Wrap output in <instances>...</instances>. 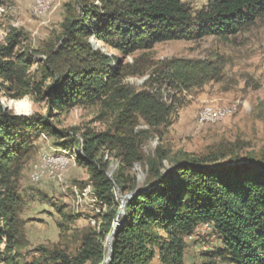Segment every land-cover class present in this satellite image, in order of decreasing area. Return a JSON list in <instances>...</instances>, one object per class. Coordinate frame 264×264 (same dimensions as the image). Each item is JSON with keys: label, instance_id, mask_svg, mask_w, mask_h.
I'll return each mask as SVG.
<instances>
[{"label": "trees", "instance_id": "obj_1", "mask_svg": "<svg viewBox=\"0 0 264 264\" xmlns=\"http://www.w3.org/2000/svg\"><path fill=\"white\" fill-rule=\"evenodd\" d=\"M65 10L61 34L44 51L41 83L32 82L35 59L17 50L21 36L16 31L0 46V79L9 84L8 95L22 99L36 93L48 107L47 118L27 119L7 114L0 104V264H103L105 242L120 210L114 187L122 195H139L119 216L109 264H186L187 239L204 226L220 235L222 248L216 256L222 264H264V154L241 158L227 147L202 156L180 154L172 158L165 176L163 163L169 153L159 147L146 161L149 183L138 190L133 169L144 162L140 138L148 132L137 129L143 123L153 129L168 127L176 108L168 107L157 94L123 85L125 78L142 75L153 66L147 55L133 64H126V58L169 42L236 37L264 18V0H207L196 11L182 0H74ZM93 37L120 53L117 69L92 47ZM154 74L152 82L184 90L203 88L219 77L211 64L177 60L158 64ZM100 105L116 110L108 130L87 131L84 145L76 138L60 145L82 148L83 154H76L78 163L88 162L94 189L111 211L98 232L75 237V253L39 246L34 249L37 256L27 261L24 251L29 241L21 219L26 204L18 182L32 147L28 139L43 130L52 137H69L52 128L53 115ZM109 146L119 154L113 181L106 177L110 164L99 159ZM58 212L65 220L59 224L61 230L68 231L75 218L59 208Z\"/></svg>", "mask_w": 264, "mask_h": 264}, {"label": "rangeland", "instance_id": "obj_2", "mask_svg": "<svg viewBox=\"0 0 264 264\" xmlns=\"http://www.w3.org/2000/svg\"><path fill=\"white\" fill-rule=\"evenodd\" d=\"M182 1L193 11L207 4V0ZM35 2L0 0V46L5 45L9 36L16 31L21 36L17 50L29 52L35 59L30 71L32 82L41 83V62L46 60L44 51L61 34V26L66 18L65 6L74 0H55L51 11L45 16L35 14ZM90 42L95 50H100L111 59V68L117 69L120 53L104 47L96 37L91 38ZM142 55H147L153 66L142 75L125 78L123 85L136 92L145 90L157 94L163 103L168 107L175 106L176 110L168 127L153 129L143 123L137 129L148 132L145 139L140 138L144 162L133 169L138 190H145L149 183L146 161L155 155L159 147L169 153V159L163 163L165 176L171 171L172 158L180 154L202 156L221 147L232 148L236 156L241 158L264 154V18L245 32L227 40L209 37L196 42L159 44L151 51L126 58L125 63L133 64ZM175 60L206 62L213 66L219 77L203 88L192 90L172 88L166 82L160 84L151 81L158 64H169ZM8 86L0 79V104L7 114L27 119L37 115L47 118L46 101H42L38 94L25 96L27 107L21 109L15 102L25 97L11 98ZM209 108H230L232 113L216 125H202L199 122L200 114ZM115 112L107 105H100L78 107L58 115L55 113L50 119L52 128L69 137H52L49 130L36 132L37 135L29 137L32 147L18 182L19 195L26 204L21 219L26 222L25 232L29 241V247L24 251L27 261L37 256L34 249L39 246L75 253L78 249L75 237L85 231L98 232L102 228L103 218L111 211V206L98 197L90 178L88 162L81 159L78 163L76 154H83L82 148L70 150L60 144L76 138L80 145H84L82 136L87 131L105 133L116 116ZM47 155L62 157L67 162L62 182L48 173L43 175L40 182L33 181V175L39 171L38 167ZM117 155V150L110 146L99 153V159L110 164L106 171L110 181L119 172ZM88 187L91 192L88 197L76 198L77 191ZM113 191L116 202L120 203V213L122 201L128 203L133 197H129L131 193L122 195L117 187ZM58 208L75 218L74 223H68V231H62L59 226L65 220ZM187 243L186 264H222L216 256L222 248L221 238L210 226L197 230L187 239ZM154 264L161 263L155 261Z\"/></svg>", "mask_w": 264, "mask_h": 264}, {"label": "bare ground", "instance_id": "obj_3", "mask_svg": "<svg viewBox=\"0 0 264 264\" xmlns=\"http://www.w3.org/2000/svg\"><path fill=\"white\" fill-rule=\"evenodd\" d=\"M54 2H55V0H46V4L43 6L42 12H41V8L34 6L35 14H37L39 16L47 15L51 11V9L54 5ZM232 108H234V107H232ZM229 109L230 108H218V109L209 108V110L206 109L200 114L199 122L202 125H205L208 123L216 125L220 122H223L224 119L232 113V110H229ZM146 130H148V129H146ZM149 130H150V128H149ZM45 157L46 158H54L53 156H48V155L44 156L42 159L41 166H43V162H44ZM57 159H59L58 162H54L53 164H46L42 172H41V167H39L40 168L39 171L33 175V178H32L33 181L34 182H40L43 175L46 173H48V175H50V176H53V178L57 179V174H55L56 170H57V171H62V178H61V180H59L62 182L63 177H64V173H65V170H66L68 164L62 157H57ZM90 193H91L90 187H88L83 191H77L75 196H76V198L81 199L83 197H88L90 195ZM121 215L122 216L124 215V211L121 212ZM119 226H120V224H119V219H118V221L114 225L113 232L111 233V235L107 238V240L105 242L106 258H105V261L103 262V264H109V262H110V257L112 255L111 247L113 246V243L115 241V234H116V231L118 230Z\"/></svg>", "mask_w": 264, "mask_h": 264}, {"label": "built area", "instance_id": "obj_4", "mask_svg": "<svg viewBox=\"0 0 264 264\" xmlns=\"http://www.w3.org/2000/svg\"><path fill=\"white\" fill-rule=\"evenodd\" d=\"M46 4V0H36L35 2V5L36 7L38 8H41V12L43 11V6ZM59 159H57L56 157L54 158H44V162H43V166H40L41 167V172L43 171L44 167L46 164H53L54 162H58ZM57 174V180H61L62 178V171H57L56 170V173ZM83 190V189H82Z\"/></svg>", "mask_w": 264, "mask_h": 264}, {"label": "water", "instance_id": "obj_5", "mask_svg": "<svg viewBox=\"0 0 264 264\" xmlns=\"http://www.w3.org/2000/svg\"><path fill=\"white\" fill-rule=\"evenodd\" d=\"M239 164H241V163H239ZM226 165L229 166L228 164H226ZM232 165H238V164H232ZM249 165H250V167H254V165H252V164H249ZM136 195H139V193H136V192H135V193H131L130 196H129V195H128V196L131 198V197H134V196H136ZM126 205H127V202L122 201L121 211H120V213H119V215H118V217H117L115 223L118 221L119 216H120L121 212L124 211ZM111 253H112V255H111V257H110V261H111L112 258H113V246L111 247Z\"/></svg>", "mask_w": 264, "mask_h": 264}, {"label": "clouds", "instance_id": "obj_6", "mask_svg": "<svg viewBox=\"0 0 264 264\" xmlns=\"http://www.w3.org/2000/svg\"><path fill=\"white\" fill-rule=\"evenodd\" d=\"M15 103H18L19 104V107L22 109V108H25L27 107V97H25L23 100L21 101H18V102H15Z\"/></svg>", "mask_w": 264, "mask_h": 264}, {"label": "crops", "instance_id": "obj_7", "mask_svg": "<svg viewBox=\"0 0 264 264\" xmlns=\"http://www.w3.org/2000/svg\"><path fill=\"white\" fill-rule=\"evenodd\" d=\"M40 167V166H39ZM39 167H38V169H39Z\"/></svg>", "mask_w": 264, "mask_h": 264}]
</instances>
